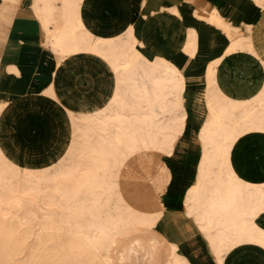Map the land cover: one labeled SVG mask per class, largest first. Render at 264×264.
Listing matches in <instances>:
<instances>
[{
	"label": "crops",
	"instance_id": "crops-1",
	"mask_svg": "<svg viewBox=\"0 0 264 264\" xmlns=\"http://www.w3.org/2000/svg\"><path fill=\"white\" fill-rule=\"evenodd\" d=\"M35 2L0 0V149L19 168L38 171L68 156L75 135H82L73 129L75 116L105 107L116 91L117 74L94 52L54 50ZM257 2L81 0L77 16L93 37L130 33L144 58L169 61L184 79L182 130L166 153L147 151L159 156L155 172L165 181L160 215L155 226L137 235L145 246L133 238L126 254L116 252V264L131 257L137 259L130 264H170L173 249L189 264H264V245L256 241L239 240L219 256L188 206L191 189L201 181L202 127L220 106H214L212 94L240 102L256 99L260 90L264 94V5ZM213 14L228 22L230 32L210 20ZM229 151L228 165L241 181L264 184V128L244 130ZM254 220L264 229V212ZM154 237L161 240L159 248Z\"/></svg>",
	"mask_w": 264,
	"mask_h": 264
},
{
	"label": "bare ground",
	"instance_id": "bare-ground-1",
	"mask_svg": "<svg viewBox=\"0 0 264 264\" xmlns=\"http://www.w3.org/2000/svg\"><path fill=\"white\" fill-rule=\"evenodd\" d=\"M35 1L36 12L54 50L63 53L79 50L94 52L117 74V88L107 105L75 116L73 129L80 130L82 135L77 144L70 145V150H67L68 153H75L81 149L90 158L83 169L84 178L72 186L73 193H68L71 199L77 197L83 187L90 195L100 194L103 190L107 195L106 202L111 197L127 202V216L120 215L121 210L115 215L109 214L103 221L101 209L94 204L88 208L90 218L76 224L77 232L84 235V242L99 249L106 264H116L113 229L134 228L138 223L152 225L160 215L162 204H159L158 198L165 181L158 173L149 172L145 163H149L150 169L160 168L159 156L150 155L147 151L155 149L166 153L183 128L178 114L171 121L163 115L165 110H176L182 104L183 75L169 61L143 58L136 50L130 33L111 39L93 37L77 16L81 0H60L57 5H53L52 0ZM221 18L213 14L210 20L230 32L228 22ZM190 36L187 39L189 42L193 41ZM260 91L256 99L252 97L251 101L244 102L235 101L219 92H214L212 95L216 97L213 98L208 92L213 98L211 101H217L214 106L219 102L220 106L218 108L216 104L217 108H212L210 117L202 127L205 155L201 181L197 187L190 188L188 206L197 212L200 225L207 231L208 239L217 248L219 256L225 247L239 240L264 245V229L254 220L264 212V184L241 181L227 161L229 148L238 134L250 128H264V94L261 96ZM207 104L209 108L213 106L208 101ZM255 104L260 107L253 111L251 108ZM76 117H80L81 122ZM0 154L4 155L1 149ZM8 160L13 163L11 159ZM213 165L217 166L214 170ZM4 178L2 171L0 183ZM140 178L144 183L138 186ZM145 179L152 181L149 192L144 189L148 185ZM131 189L132 192H128ZM149 196L153 197L154 203L139 208L137 200L146 201ZM107 207L108 204L105 210ZM114 207L119 208L120 204L117 202ZM170 264L189 262L173 249Z\"/></svg>",
	"mask_w": 264,
	"mask_h": 264
},
{
	"label": "rangeland",
	"instance_id": "rangeland-1",
	"mask_svg": "<svg viewBox=\"0 0 264 264\" xmlns=\"http://www.w3.org/2000/svg\"><path fill=\"white\" fill-rule=\"evenodd\" d=\"M259 1L264 5V0ZM136 50L139 51L137 47ZM258 107L260 106L255 104L251 110H257ZM181 108L182 104L176 110L167 109L163 115L171 121L178 114L184 125V112ZM76 119L78 122L82 120L80 117ZM79 139L81 135H75L72 145H76ZM81 152L86 158L84 161ZM89 161L88 154L77 149L75 153H68L58 164L33 171L19 168L0 154V173L3 171L5 177L3 183H0V264H106L99 249L84 242V235L77 232L76 224L90 218L88 208L94 204L101 209L103 221H106L109 214L115 215L121 210L123 212L120 215L127 216V202L116 197H111L106 202L107 195L103 190L100 189V194L90 195L83 187L77 197L71 199L68 196V193H73L72 186H76L79 179L84 178L83 169ZM155 171L156 167L153 172L157 173ZM145 182L148 185L144 189L149 192L152 181L145 179ZM143 183L140 178L138 186ZM128 192H132V189ZM153 200L149 196L146 201L137 200V204L142 208L145 204H152ZM117 202L120 204L119 208L114 207ZM107 204L109 208L105 210ZM155 224L156 221L152 225L138 223L134 228L113 229L116 238L114 252L126 254L133 238H138L143 243L144 239L140 237L143 230ZM153 239L159 241V248L161 240L155 237ZM150 242L151 239L148 244ZM130 260L123 264H130ZM131 264H142V261Z\"/></svg>",
	"mask_w": 264,
	"mask_h": 264
}]
</instances>
